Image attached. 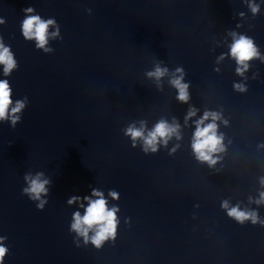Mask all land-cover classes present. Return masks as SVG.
Returning <instances> with one entry per match:
<instances>
[{
    "label": "clouds",
    "instance_id": "clouds-1",
    "mask_svg": "<svg viewBox=\"0 0 264 264\" xmlns=\"http://www.w3.org/2000/svg\"><path fill=\"white\" fill-rule=\"evenodd\" d=\"M249 8L253 15L260 11V6L249 0ZM24 18L21 23L22 36L26 41H35V47L42 50L44 53H51L53 49L48 47L49 39H62L60 35V26L54 18L42 19V17L35 13L34 7H27L23 10ZM89 11H91L89 9ZM243 15V13H241ZM5 20L0 18V24H4ZM54 28V31H49ZM233 42L230 45V55L235 59L237 68L236 74L243 77L244 73L249 68V62L253 59H261L258 48L255 46L253 40L245 35H238L231 33ZM223 59V56L220 57ZM0 66H3V76L8 77L14 70L18 68V62L15 59L14 53L9 46H5L2 37H0ZM148 78H154L159 84L161 79L169 75L167 67H161L157 64L152 71L146 73ZM184 69L177 67L171 74L169 83L177 90L176 99L180 103H188L190 100L189 84L184 82ZM233 88L236 91H246V86L242 83H234ZM13 90L7 79H0V122H10L12 128L21 121L23 110L28 104L27 97L23 99L13 100ZM197 109L189 108L185 116V124L196 116ZM221 120V114L215 111H205L203 115L193 121L195 131L193 132L191 148L193 154L198 162L207 163L209 167L215 166L219 160V156L215 155L225 151L223 144V135L218 134L217 121ZM206 121H210L205 123ZM225 125L227 121H224ZM124 134L131 138L132 146L135 147L137 141H142V150L145 153H155L159 150V145L167 146L168 141L175 136L177 139L181 138L180 125L175 121L168 123L161 119L151 130H146L143 121L140 122V127L135 124L129 125ZM44 172L26 173L24 180L26 187L22 192L29 197L30 200L38 202L37 208L43 210L47 204L46 197L49 194V186L52 181L49 178H44ZM261 187H264V177L259 178ZM108 195L113 199H118L119 194L115 190H110ZM95 197V199H93ZM250 203L257 205L264 204V191H260L258 198L249 197ZM78 203L80 208H83L84 213L81 215L79 210L72 215V222L70 224V231L75 232L77 236L83 237L84 243L90 242L96 247L100 248L109 238L115 240L118 218L116 213L119 207L114 205L108 207V200L104 193L96 188H92L91 195H84L83 197L73 195L67 200L68 205ZM86 205V206H85ZM221 207L227 212V215L240 224L246 221H251L252 224H261L264 226V220H261L258 212L248 208L241 209L240 205H229L227 200L222 201ZM95 229L94 234L89 237V232ZM7 237L0 236V264H3L9 249L4 245ZM78 246V245H77Z\"/></svg>",
    "mask_w": 264,
    "mask_h": 264
}]
</instances>
